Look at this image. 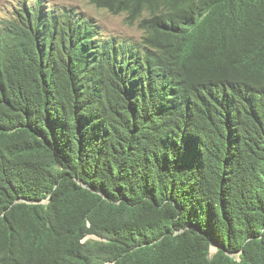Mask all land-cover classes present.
I'll list each match as a JSON object with an SVG mask.
<instances>
[{"label": "trees", "instance_id": "1", "mask_svg": "<svg viewBox=\"0 0 264 264\" xmlns=\"http://www.w3.org/2000/svg\"><path fill=\"white\" fill-rule=\"evenodd\" d=\"M91 2L0 20V264H264V0Z\"/></svg>", "mask_w": 264, "mask_h": 264}, {"label": "rangeland", "instance_id": "2", "mask_svg": "<svg viewBox=\"0 0 264 264\" xmlns=\"http://www.w3.org/2000/svg\"><path fill=\"white\" fill-rule=\"evenodd\" d=\"M39 0H0V19L11 16L14 10H20L24 5L28 8H34ZM42 1V0H41ZM47 7L56 5L75 6L81 12L89 13L97 17L98 21L104 25L106 35H116L122 39L138 41L143 35V31L136 25L131 26L126 22L125 14H112L105 9H98L90 0H43ZM216 250L213 249L212 252Z\"/></svg>", "mask_w": 264, "mask_h": 264}, {"label": "clouds", "instance_id": "3", "mask_svg": "<svg viewBox=\"0 0 264 264\" xmlns=\"http://www.w3.org/2000/svg\"><path fill=\"white\" fill-rule=\"evenodd\" d=\"M43 1V0H42ZM90 2H91V0H90ZM92 3V2H91ZM42 4L46 7V8H55V7H64V6H62V5H56V6H53V7H47L45 4H44V2H42ZM93 4V3H92ZM93 5H95V4H93ZM96 6V5H95ZM65 7H74L78 12H80V13H84V14H86L87 16H90V17H93V18H95V20L100 24V25H102V27H103V30H104V32H103V37H108V36H114V35H106V29H105V27H104V25L103 24H101L99 21H98V19H97V17H95L94 15H92V14H89V13H85V12H81V11H79V9L77 8V7H75V6H72V5H70V6H65ZM98 9H105V10H107L108 12H110L108 9H106V8H99L98 6H96ZM110 13H112V12H110ZM112 14H115V13H112ZM122 14V13H121ZM11 15H13V12H11ZM116 15H119V14H116ZM126 15V14H125ZM7 17H9V16H7ZM4 18V17H3ZM126 19V18H125ZM1 20V19H0ZM126 22H127V20H126ZM137 26L138 27V24H134V26ZM139 28V27H138ZM140 29V28H139ZM140 30H142V29H140ZM143 31V30H142ZM144 34V33H143ZM143 36V35H142ZM141 36V37H142ZM39 202H41V203H49V199H44V200H41V201H36L35 203H39ZM90 238H94V239H99V240H102V238L101 237H99V236H97V235H95V234H89V235H87L84 239H83V241L85 242L86 240H88V239H90ZM220 247L217 245V244H215L214 242H212V245H211V252L213 251V249H215L216 251L215 252H212V254H214V253H216L217 251H218V249H219ZM229 255H234L235 253H231V252H227ZM238 257H239V254L237 255ZM240 258V257H239ZM107 264H114V262H108Z\"/></svg>", "mask_w": 264, "mask_h": 264}]
</instances>
